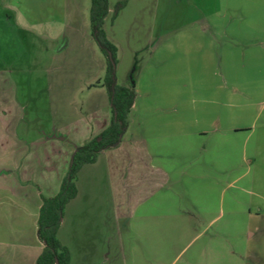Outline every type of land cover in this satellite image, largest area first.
<instances>
[{"label":"crops","instance_id":"crops-1","mask_svg":"<svg viewBox=\"0 0 264 264\" xmlns=\"http://www.w3.org/2000/svg\"><path fill=\"white\" fill-rule=\"evenodd\" d=\"M162 1L195 8L198 16L146 38L148 58L133 64L135 98L121 143L81 167L77 194L63 210L57 239L69 264H232L233 256L245 263L252 254L233 250L219 237L223 229L218 239L209 234L216 219L211 174L217 165L225 172L232 166L226 157L231 132L253 134V123L231 124V106L233 96L251 98L254 90L247 88L254 83L246 72L264 66V0ZM99 68L103 83L106 67ZM200 73L211 74L206 80ZM17 75V68L0 63V264H36L43 250L37 237L42 198L58 193L80 144L63 153L59 142L66 136L56 126L29 125L35 121L25 119ZM142 78L144 95L137 93ZM206 88L210 93L201 95ZM216 141L223 153L218 164ZM255 209L264 216V203ZM137 218L142 226L133 223ZM251 225L249 239L261 231Z\"/></svg>","mask_w":264,"mask_h":264},{"label":"rangeland","instance_id":"rangeland-1","mask_svg":"<svg viewBox=\"0 0 264 264\" xmlns=\"http://www.w3.org/2000/svg\"><path fill=\"white\" fill-rule=\"evenodd\" d=\"M121 1L126 0H109L110 13L102 29L107 40L116 47V85L130 87L137 78L133 70L135 60L142 66L148 58L144 50L148 35L169 32L198 15L195 8L177 3L170 2L164 7L162 0H127L116 20H112L114 6ZM89 10L90 0H0V63L18 69L25 119L35 121L29 125L47 129L56 126L59 134L66 136L65 142H59L64 147L63 153L75 144L83 146L110 124V99L101 82L99 68L106 67V57L91 36ZM164 19L168 24L161 26ZM197 25L193 24L191 30L197 31ZM49 69L51 71H47ZM200 74L207 80L211 73ZM246 74L254 83L249 85L248 92L253 89L254 94L248 101L232 97L231 124L250 126L253 123V134L247 137L245 132H231L230 154L226 157L232 166L225 172L217 165L211 174L215 179L216 219L209 234L216 232L217 239L229 240L237 252L252 253L245 263L233 256L232 264H256L257 261L264 264V216H256L255 209L257 203H264V66L259 64ZM144 80L138 82L137 93L141 95H144ZM233 86L238 87L234 83ZM35 93L37 103L32 101ZM209 93L206 88L201 95ZM185 94L193 96L187 91ZM191 108L194 111L195 105ZM215 145L214 158L218 164L223 153L218 141ZM240 175L243 176L235 181ZM219 194H222L221 201ZM143 222L140 218L133 221L139 226ZM250 224L261 228L251 239L248 236ZM220 229L223 233L219 236Z\"/></svg>","mask_w":264,"mask_h":264},{"label":"trees","instance_id":"trees-1","mask_svg":"<svg viewBox=\"0 0 264 264\" xmlns=\"http://www.w3.org/2000/svg\"><path fill=\"white\" fill-rule=\"evenodd\" d=\"M121 1L114 6L111 19L125 6ZM109 12L108 0H90L89 20L91 36L106 57V70L103 84L108 93L112 117L109 126L99 135L78 147L71 156L69 169L64 176L58 193L52 198H42L38 212L37 237L43 244V250L36 264H69V254L57 239L63 210L66 204L77 194L74 183L75 176L82 166L92 164L96 156L105 150L117 147L127 128V118L133 105L134 85L118 86L115 82L114 64H116V48L106 38L103 23ZM136 66L134 65L133 70ZM131 79L132 73H131Z\"/></svg>","mask_w":264,"mask_h":264},{"label":"water","instance_id":"water-1","mask_svg":"<svg viewBox=\"0 0 264 264\" xmlns=\"http://www.w3.org/2000/svg\"><path fill=\"white\" fill-rule=\"evenodd\" d=\"M55 264H58L57 261L55 262Z\"/></svg>","mask_w":264,"mask_h":264}]
</instances>
